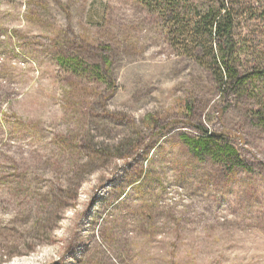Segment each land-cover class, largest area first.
Returning <instances> with one entry per match:
<instances>
[{
    "label": "rangeland",
    "instance_id": "obj_1",
    "mask_svg": "<svg viewBox=\"0 0 264 264\" xmlns=\"http://www.w3.org/2000/svg\"><path fill=\"white\" fill-rule=\"evenodd\" d=\"M225 9L237 66L264 70V0ZM168 27L137 0H0V264H264L253 102L218 90ZM103 56L108 79L90 73ZM198 127L251 172L192 156L180 136Z\"/></svg>",
    "mask_w": 264,
    "mask_h": 264
},
{
    "label": "trees",
    "instance_id": "obj_2",
    "mask_svg": "<svg viewBox=\"0 0 264 264\" xmlns=\"http://www.w3.org/2000/svg\"><path fill=\"white\" fill-rule=\"evenodd\" d=\"M137 1L152 12H158L159 15L164 16L169 22L167 33L174 35L176 39L182 38L183 43L195 44L205 51L210 62L204 65L206 70L211 72L216 88L218 90L224 88L236 98L252 100L253 108L249 109L250 116L264 130V95L261 93V86L255 84V82H260L264 85L262 84L264 83V70L257 67L243 70L237 66L239 63L236 56L237 48L232 38L234 22L230 18V13L225 9L226 0H205L213 1L215 5H218L216 11L209 8L201 9L195 1L202 0ZM216 53L219 56L216 57ZM106 60V57H101L103 68L100 71L93 68L90 73H95L100 79L107 78L109 62ZM199 64L202 65L203 62ZM59 65L72 74L85 71L77 58H59ZM187 105L190 104L187 103ZM197 130L201 134L200 137L180 136L182 144L197 160L207 157L218 166V169L224 170L229 175L237 172H245V174L251 172L249 162L232 146L226 136L218 135V133L212 134L201 127ZM134 148L128 145L126 150L130 152Z\"/></svg>",
    "mask_w": 264,
    "mask_h": 264
}]
</instances>
